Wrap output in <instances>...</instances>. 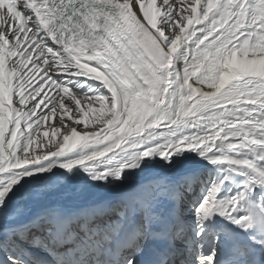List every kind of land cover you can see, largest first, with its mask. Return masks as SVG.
<instances>
[{"label": "snow or ice", "instance_id": "6c2138e0", "mask_svg": "<svg viewBox=\"0 0 264 264\" xmlns=\"http://www.w3.org/2000/svg\"><path fill=\"white\" fill-rule=\"evenodd\" d=\"M239 155L264 164V0H0V264H264L183 210Z\"/></svg>", "mask_w": 264, "mask_h": 264}, {"label": "bare ground", "instance_id": "6f19581e", "mask_svg": "<svg viewBox=\"0 0 264 264\" xmlns=\"http://www.w3.org/2000/svg\"><path fill=\"white\" fill-rule=\"evenodd\" d=\"M247 161V165L243 163ZM198 166L203 167L202 180L196 184V192L186 198L188 202L183 210L188 218H192V210L195 207V201L203 198L199 208H196V218L202 223L207 220L209 225L214 223L219 217L215 214H223L224 218L231 221L232 228L238 233L240 231L241 219L247 214V199L252 200L264 213V164L255 157L249 158L248 155H239L233 157L227 164L221 162L217 165H208L203 161L198 162ZM206 186L204 192L201 187ZM85 198H92V194L85 192ZM200 208H205L203 214ZM190 229L194 224H190ZM203 240V251L208 252L213 258L216 256V233L218 227L208 228L205 226ZM222 234V233H221ZM264 238V232L255 234L252 239ZM195 239V238H193ZM215 243L214 247L211 246ZM200 249V248H199ZM201 249L198 251V253Z\"/></svg>", "mask_w": 264, "mask_h": 264}, {"label": "rangeland", "instance_id": "374dc122", "mask_svg": "<svg viewBox=\"0 0 264 264\" xmlns=\"http://www.w3.org/2000/svg\"><path fill=\"white\" fill-rule=\"evenodd\" d=\"M46 127V126H45ZM42 131H43V129H42ZM42 131H41V134H42ZM203 190H204V188H203ZM187 204H186V202L184 203V206H186Z\"/></svg>", "mask_w": 264, "mask_h": 264}]
</instances>
